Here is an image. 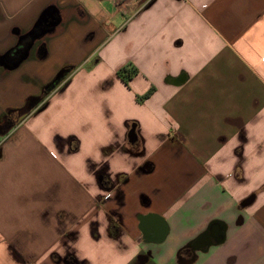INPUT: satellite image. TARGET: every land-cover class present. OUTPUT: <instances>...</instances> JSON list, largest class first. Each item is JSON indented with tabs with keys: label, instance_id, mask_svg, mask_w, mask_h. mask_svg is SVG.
Here are the masks:
<instances>
[{
	"label": "crops",
	"instance_id": "0c3cea01",
	"mask_svg": "<svg viewBox=\"0 0 264 264\" xmlns=\"http://www.w3.org/2000/svg\"><path fill=\"white\" fill-rule=\"evenodd\" d=\"M0 264H264V0H0Z\"/></svg>",
	"mask_w": 264,
	"mask_h": 264
},
{
	"label": "trees",
	"instance_id": "16d2710c",
	"mask_svg": "<svg viewBox=\"0 0 264 264\" xmlns=\"http://www.w3.org/2000/svg\"><path fill=\"white\" fill-rule=\"evenodd\" d=\"M124 71H125V70H124ZM121 72H123V69L120 70V73H121ZM130 74H131L130 72L127 73L128 78H129V75H130Z\"/></svg>",
	"mask_w": 264,
	"mask_h": 264
},
{
	"label": "water",
	"instance_id": "95a60500",
	"mask_svg": "<svg viewBox=\"0 0 264 264\" xmlns=\"http://www.w3.org/2000/svg\"><path fill=\"white\" fill-rule=\"evenodd\" d=\"M57 79H58V78H57ZM57 79H56V80H57Z\"/></svg>",
	"mask_w": 264,
	"mask_h": 264
}]
</instances>
